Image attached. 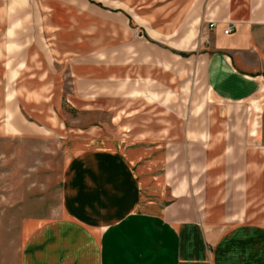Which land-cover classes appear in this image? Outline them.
Segmentation results:
<instances>
[{"label":"crops","instance_id":"obj_1","mask_svg":"<svg viewBox=\"0 0 264 264\" xmlns=\"http://www.w3.org/2000/svg\"><path fill=\"white\" fill-rule=\"evenodd\" d=\"M35 7L41 33L15 35L19 18L9 24L13 4L0 0V84L17 69L26 127L71 133L69 170L59 215L27 225L12 264H264V125L222 120L223 104L264 92V0ZM191 81L221 105L208 109L213 123L178 111L161 128L66 123L132 91L156 99L158 86L183 92Z\"/></svg>","mask_w":264,"mask_h":264},{"label":"rangeland","instance_id":"obj_2","mask_svg":"<svg viewBox=\"0 0 264 264\" xmlns=\"http://www.w3.org/2000/svg\"><path fill=\"white\" fill-rule=\"evenodd\" d=\"M3 1L13 4L11 16L13 20L9 24L19 18V25L17 24L14 28L16 29L15 35L22 32L30 35L41 33L40 16L35 7L36 0H25L24 3L21 0ZM0 23L3 27L6 21ZM19 39H22L21 36ZM191 54L188 52L181 55L188 57ZM10 71L8 69L7 76L11 79L9 83L8 80L2 78L0 84V264L13 263L30 223L59 215L64 203L63 191L69 170L66 165L65 137L71 134L63 132L59 134L26 127V121L31 120L19 104L17 93L13 95L14 82L10 83L15 78L17 69L11 73ZM1 73L2 75L5 73V68H2ZM141 85L137 83V87ZM261 87L249 99L241 102H227L226 106L223 104L222 114H227L222 118L224 123L249 125L252 132L263 127L264 92ZM163 88V86L162 88L158 86V99H154L156 96L151 99L145 93H133L132 91L129 95L107 102V106L103 107L104 110H101L100 105L95 106L89 112L77 110V114L72 115L73 117L66 123L68 125L69 123L89 125L98 119H110L114 128L134 124L161 128L159 121H164L165 116L171 118L169 115L172 111L191 115L190 118L186 116L185 119L194 125L213 123V117L207 118L208 109L221 105L213 103L215 99L213 96L211 98L202 81H191L190 87L185 88L183 92L169 89L162 91ZM12 95L13 100H11ZM180 97L186 99L180 100ZM6 107L10 109H8V119L5 117ZM12 110H16L17 116L13 115ZM134 121L137 122L134 123ZM12 125L17 129L24 128V131L12 133L11 131L15 130ZM93 134L96 132L87 135ZM112 134L118 135L117 133ZM184 167L187 168V165Z\"/></svg>","mask_w":264,"mask_h":264},{"label":"built area","instance_id":"obj_3","mask_svg":"<svg viewBox=\"0 0 264 264\" xmlns=\"http://www.w3.org/2000/svg\"><path fill=\"white\" fill-rule=\"evenodd\" d=\"M230 31H231V27L228 26V27L225 28L224 33H228V32H230Z\"/></svg>","mask_w":264,"mask_h":264}]
</instances>
